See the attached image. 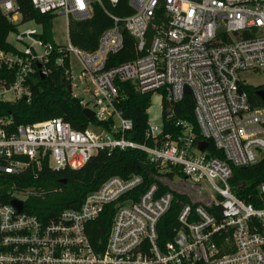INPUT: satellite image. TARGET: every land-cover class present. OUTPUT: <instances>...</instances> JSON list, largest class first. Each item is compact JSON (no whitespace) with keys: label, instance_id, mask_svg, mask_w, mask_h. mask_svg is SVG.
Here are the masks:
<instances>
[{"label":"built area","instance_id":"1","mask_svg":"<svg viewBox=\"0 0 264 264\" xmlns=\"http://www.w3.org/2000/svg\"><path fill=\"white\" fill-rule=\"evenodd\" d=\"M97 1L30 0L41 13L65 15L67 24L70 18H90ZM129 3L131 14L109 13L114 23L102 32L95 50L85 51L69 38L57 42V62L69 59L66 74L73 94L98 119L112 118L109 128L77 129L62 117L13 126L11 117L0 113V171L16 176L9 200L0 197V264H264V182L258 184L254 202L241 197L232 182L234 167L249 166L264 155V98L258 93L264 83L243 80L245 74L264 72V0ZM1 17L0 24L7 20L15 29L7 36L13 47H0V104L29 100V78L35 71L49 72L54 44L43 40L37 26L20 30L29 20L38 22L24 19L21 0H0ZM121 27L138 39L143 54L108 67L109 54L124 47ZM75 61L99 92L87 87ZM118 80L131 81L140 92L159 91L169 102L181 100L189 87L201 137L189 122L178 119L183 131L177 136L165 133L160 139L163 125L149 121L153 145L128 138L133 121L117 106ZM248 87L255 88V99ZM209 140L222 156L210 152ZM116 148L145 151L160 171L177 166L183 180L172 181L173 189L197 192L207 183L215 194L205 189L208 204L190 197L181 202L170 237H161L158 226L175 192L152 183L133 198L143 183L141 174L109 176L79 207L53 216L25 208L28 198L52 191L20 184L26 174L37 178L44 165L81 168L99 151ZM237 185L242 189L246 183ZM13 199L22 201L21 209ZM107 208L113 214L110 230L97 245L89 223Z\"/></svg>","mask_w":264,"mask_h":264},{"label":"trees","instance_id":"2","mask_svg":"<svg viewBox=\"0 0 264 264\" xmlns=\"http://www.w3.org/2000/svg\"><path fill=\"white\" fill-rule=\"evenodd\" d=\"M21 10L24 19L35 18L42 25L40 36L45 41L52 42L54 49L49 55L47 66L49 72L41 75L35 71L30 76V88L32 96L29 100L21 98L14 102H3L0 104V113L11 117L13 126L21 123H34L52 117H62L69 121L74 128L84 129L90 125L109 128L113 119L100 120L97 117L89 119L83 113L84 106L72 90H69L70 80L66 69L69 65L68 57L63 62H57L59 45L52 35V20L55 15L44 14L33 8L30 0H21ZM133 12L129 0H120L113 4L109 0H101L94 3L93 14L87 19L70 18L68 23V35L71 42L85 51H93L98 47L99 38L103 31L114 23L109 13L118 16H126ZM2 21V17L0 18ZM15 29L9 21L0 24V47H13L8 41L9 31ZM124 36V47L117 53H111L107 59V66H112L123 61L132 60L143 54L137 47L138 39L125 27H121ZM119 94L117 106L125 117L133 121V127L126 136L136 142L153 145L154 140L148 136L149 117L148 108L154 91L140 92L129 80L117 81ZM251 96L255 99V88L248 87ZM264 103V102H263ZM174 112L173 116H168ZM178 119L185 120L192 125L198 138L201 137L199 126L194 114V98L191 93H185L184 97L177 102H169L166 98L162 101V125L163 132L171 136L181 134V125H176ZM208 149L214 155L222 156L212 142L208 141ZM171 171H160L159 166L151 162L148 154L139 148L114 149L112 151L101 150L93 155L81 168L51 169L44 165L39 176L35 178L32 174H26L20 184L45 185L52 189L44 196L30 197L25 203V208L30 212L41 216H53L65 208H77L83 201L85 195L95 190L109 176L120 175L128 177L132 174H141L143 183L134 192L133 198L152 183H158L161 191L173 190L175 196L171 209L161 218L159 222V233L161 237H170L173 227L177 225L176 214L180 209L181 202L188 201L187 194L171 187L165 176L173 177L174 174L181 175L177 166H171ZM15 175L0 171V194L1 199L8 201L13 190ZM245 182V188L238 187V182ZM233 185L237 193L247 202H254L257 196V186L264 182V155L257 162L247 167H234ZM4 192V195L2 194ZM113 214L107 208L97 219L89 223L88 232L92 241L98 245L100 241L107 239L111 226Z\"/></svg>","mask_w":264,"mask_h":264},{"label":"rangeland","instance_id":"3","mask_svg":"<svg viewBox=\"0 0 264 264\" xmlns=\"http://www.w3.org/2000/svg\"><path fill=\"white\" fill-rule=\"evenodd\" d=\"M52 35H53V39L58 42V43H64L68 40L69 35H68V24H67V17L65 15H55L53 17L52 20ZM37 26L38 29H42V25L41 23H38L36 21H32L29 20L23 24L20 25V30L29 28V27H35ZM9 38L11 40H14V35L10 34ZM75 65H79V62H74ZM243 80L244 81H249V82H253V83H264V72H262L259 75H255V74H245L243 75ZM87 82V81H86ZM88 84V82H87ZM93 86V85H91ZM87 87H89L87 85ZM94 87V86H93ZM91 94V93H90ZM162 101H163V95L161 92L159 91H154L153 95H152V99H151V105L148 108V117H149V121L151 123H154L157 127H160L162 125ZM97 128V127H96ZM171 167L164 170V171H171ZM163 171V172H164ZM166 181L168 182H172L174 180H178V179H182V177L178 174H174L173 177H168L165 176ZM203 187L208 190V192L213 195L215 194L214 190L209 187V185L207 183H203ZM186 190H182L181 192L184 191H189L187 190V188H185ZM188 195V194H187ZM189 196V195H188Z\"/></svg>","mask_w":264,"mask_h":264},{"label":"water","instance_id":"4","mask_svg":"<svg viewBox=\"0 0 264 264\" xmlns=\"http://www.w3.org/2000/svg\"><path fill=\"white\" fill-rule=\"evenodd\" d=\"M38 66L41 67V63H38ZM69 90H71V86H68ZM186 91L189 93L191 92V89L189 87H186ZM259 95L264 98V90H259L258 91ZM83 113L86 115L87 118L92 119L95 117V111L89 107V106H84L83 108ZM206 146V142H201V148L204 149ZM243 167H247V166H243ZM176 190L178 191H182V190H186L185 188H176ZM189 190V189H187ZM183 193L188 194L189 197L197 202H202L205 204H208L210 201V196L208 194V192L205 189H201L198 190L197 192H194L192 190L189 191H184ZM13 204H15L19 209H21L22 207V201L18 200V199H13Z\"/></svg>","mask_w":264,"mask_h":264},{"label":"bare ground","instance_id":"5","mask_svg":"<svg viewBox=\"0 0 264 264\" xmlns=\"http://www.w3.org/2000/svg\"><path fill=\"white\" fill-rule=\"evenodd\" d=\"M74 65H75V63H74ZM75 67H76V69H77L80 73H83V74H82V77H83L84 80H86V81L88 82V86L90 87L91 85H93V86H94V90H95L96 92H99V88H98V86H97L96 84H92V81H91L90 77H89L86 73H84L85 70L83 69L81 63H79V65H75ZM90 93H91V92H90ZM91 94H92V93H91Z\"/></svg>","mask_w":264,"mask_h":264}]
</instances>
